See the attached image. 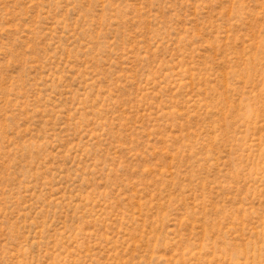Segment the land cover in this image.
<instances>
[{
	"label": "rangeland",
	"instance_id": "obj_1",
	"mask_svg": "<svg viewBox=\"0 0 264 264\" xmlns=\"http://www.w3.org/2000/svg\"><path fill=\"white\" fill-rule=\"evenodd\" d=\"M0 264H264V0H0Z\"/></svg>",
	"mask_w": 264,
	"mask_h": 264
}]
</instances>
